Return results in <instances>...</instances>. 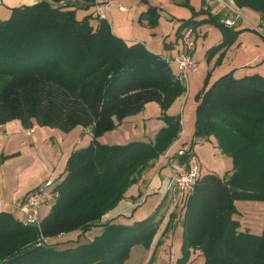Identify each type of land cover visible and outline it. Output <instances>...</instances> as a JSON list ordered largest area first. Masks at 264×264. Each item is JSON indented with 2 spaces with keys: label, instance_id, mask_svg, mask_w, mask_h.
<instances>
[{
  "label": "trees",
  "instance_id": "obj_1",
  "mask_svg": "<svg viewBox=\"0 0 264 264\" xmlns=\"http://www.w3.org/2000/svg\"><path fill=\"white\" fill-rule=\"evenodd\" d=\"M82 1L85 8L95 2ZM233 2L264 18V0ZM184 5L189 6L187 0ZM76 8L40 0L12 7L10 16L0 20V124L18 119L30 128L35 121L63 132L80 125L92 137L69 154L64 175L55 183L58 196L39 228L0 210V264H127L135 246L150 249L164 216L166 196L147 217L131 224L100 221L177 137L180 116L165 115V110L186 86L163 56L143 42L127 43L105 17L92 12L77 18ZM199 13L205 11H194V16ZM143 15L149 24L156 23L155 7ZM206 22L221 30V41L206 52L209 59L220 51L217 65L244 29L235 30L207 13L200 20L183 19L176 34ZM197 98L193 139L213 136L232 168L223 176L201 174L184 195L177 210L182 234L176 264H186L191 250L200 251L203 264H264V223L254 233L236 217L238 200L264 204V76L235 77L228 71L205 85ZM152 100L161 106L165 121L153 141H97ZM188 157V152L179 156L182 162ZM177 214L170 213L160 237ZM93 226H101L100 232L79 242V235ZM75 231L79 234L71 244L46 243ZM162 242L157 240L147 264H154Z\"/></svg>",
  "mask_w": 264,
  "mask_h": 264
},
{
  "label": "crops",
  "instance_id": "obj_2",
  "mask_svg": "<svg viewBox=\"0 0 264 264\" xmlns=\"http://www.w3.org/2000/svg\"><path fill=\"white\" fill-rule=\"evenodd\" d=\"M38 1L40 0H0V20L7 19L10 16L12 7L19 5H30ZM168 1L181 2L182 0H168ZM49 2L53 3V1L51 0H49ZM61 2H62L61 4L64 3L75 4L77 7H84L86 5V3L82 0H67ZM106 3L111 4L109 9L114 7L113 5L114 2L112 0H95V2L92 4L95 10H93L92 8L90 11L82 14L79 17L76 15V17L81 18L84 15L90 14L92 12L94 15H96L97 14L96 7L101 6L102 4L105 5ZM187 3L189 4V6L187 7H191L190 9L192 10V14H190L191 17L193 16L196 20H200L206 17L207 13H210L212 15H218L222 21H224L225 19L232 20L234 23L231 26L234 27L235 30L244 29L242 32L239 33L236 41L225 50V55L220 64L222 66L221 67L219 66L220 68L218 67L216 70L215 68H212L220 51L215 52L213 55L209 57V59L206 58L207 60H209L208 68H212V72H211L212 76L209 79L211 80V82L215 81L219 76H221L218 74L220 73L225 74L228 71H232L235 77H242L244 75H251L255 73L264 76V18H261L259 13H256L253 10L255 12V14H253L249 11L252 9H249L247 7H241V8L238 7L235 5L233 0H187ZM119 6L123 7V9H118L119 11L125 12L127 10L125 6L121 4ZM242 10H246V11L242 12ZM194 11H198V12L205 11V13L203 14L199 13L196 16H194ZM76 12L77 10H75V14ZM173 13L175 12H172L170 16L174 15ZM189 17L190 16L186 18ZM253 18L255 19L254 21L252 20ZM177 19H183V18L179 17ZM92 21L94 20L92 19ZM168 21L169 24H171L170 31L173 30L174 31L173 34H175L176 30H174L173 27V18L170 17ZM244 21L247 22L249 21V23H253V24L252 26L245 25ZM256 21H259V24H256L258 26H256L255 28L254 24L256 23ZM162 24L164 23H161V18H159V26L162 27ZM203 25L204 24H199L197 28L194 29L195 46H193L192 48V57H194L198 38L206 35L205 31L204 33L202 32ZM243 26L246 27L243 28ZM250 27H252L257 31V35L255 33H253L254 35L248 33L250 31L249 30ZM170 31H166L165 33H163L162 39L164 40V42L167 41V43H171V45L168 46L167 44L168 46L167 49L164 48L161 52L153 49L152 47L148 48L145 45L144 40L127 39L124 37L122 38L125 39L127 43H133L136 41L143 42L144 45L150 51L160 54L161 56L162 55L164 56L166 55V53L170 54L171 51H173V49L176 50L174 43L176 36L170 38ZM217 33H218L217 36L214 38V40L211 41L209 47L216 45L221 41L222 35L220 34V32ZM245 36L251 39L250 41L251 43H248V41L245 40L246 38ZM247 50H251L250 56L248 55L246 58H243L247 54L245 52ZM239 56L242 57L241 60L239 59ZM204 57H206V54ZM226 58L228 60H226ZM176 71L178 74V69H176ZM215 75L218 76L214 78ZM184 79H183V83H184ZM129 117L131 116H128L126 118ZM126 118L124 119V121L126 120ZM161 127H159V129ZM103 135L97 138L98 142L106 143V140L102 139ZM40 137H43L44 139L43 141L46 142L50 147L52 146L56 147L55 149L56 154L53 161L39 154L35 140H37ZM13 139H17V140L23 139L25 140L26 144L29 146L28 149L29 151H31L30 152L31 154L29 153L27 155L26 164H20L21 160L25 159L23 157V153L20 150L18 151H14V149L5 150L6 146ZM205 139L210 140L211 143L213 144V153L215 155L221 158L223 156H226L222 154L220 150L217 148L216 140L213 136H210L208 138H200V139L198 138L192 140H195V143H198L205 141ZM90 140H91L90 129L85 127H80V125L75 126L69 132H63L57 127L39 126L38 124H36L35 121L30 128H24L20 120L18 119H13L4 124H0V166L3 167L7 163H11L14 165L10 171V173H12L11 179L7 177L8 173L5 172L4 170L0 172V180H1L0 199L3 200L0 209L2 211H7L13 214L12 210L13 211L14 210L17 211V210L13 207L12 203L15 202L17 199L21 198L22 196H24L28 191L36 188L38 185L42 183V181L46 179H52L54 180V183H56L64 175L66 158H68V155L71 153V151L79 147L86 146L90 142ZM133 140H143V139L134 138ZM175 142L176 141H173L170 144V146L157 159H155L148 168H146L143 171L139 179L126 190L122 200L113 209H111L110 211H108L106 214L103 215V217L100 220L101 222L111 221L115 223L131 224L134 221L141 220L147 217L154 210V208L160 203L161 199L164 196H166V201L164 203V206L162 207V211H164L163 212L164 216L161 222L162 225L160 224L161 228L159 227L160 230L158 229L159 230L158 237H156L154 242L152 241V244L153 243L156 244L157 240L161 235L162 229L167 219L169 218L170 213L171 212L175 213L176 211L175 209L177 203L175 200L176 197L175 194L176 192L178 194L177 189L170 186L165 191H163L162 189L166 181L168 180V176L171 177L175 173V165L182 164L185 162V161L184 162L180 161V158L179 156H177L176 152L175 153L171 152L172 146L175 144ZM191 150L195 153L194 147H192ZM224 158L227 159L226 157ZM231 168L228 169L226 173L230 171ZM201 172L202 174H204L202 170ZM209 172H213V171L209 170L206 171L205 173H209ZM147 195L150 196L148 197ZM147 200H150V203L148 205H144L147 202ZM52 203L53 202L45 203L40 206L39 210L42 218L49 212ZM178 215L179 213L175 216L174 222L180 224L179 222L180 217ZM97 228L98 231L100 232L101 226H97ZM78 234L79 232L75 231L61 235L58 238L67 237L68 235L77 236ZM168 235L169 234H167L166 236L168 237ZM166 236H164L163 242L162 244H160V247L162 248H166L165 246L166 243L165 240L167 239ZM162 251L163 249L161 250V252ZM195 251H197L201 255L199 250H195ZM201 264H203V256H202Z\"/></svg>",
  "mask_w": 264,
  "mask_h": 264
},
{
  "label": "rangeland",
  "instance_id": "obj_3",
  "mask_svg": "<svg viewBox=\"0 0 264 264\" xmlns=\"http://www.w3.org/2000/svg\"><path fill=\"white\" fill-rule=\"evenodd\" d=\"M112 1L114 2L113 3L114 7L111 9H109L110 7L106 8L105 5L103 4L101 5L102 11L106 15V20L108 21L112 32L118 36L127 39L144 40V43L148 48L152 47L153 49L159 52H161L164 48L167 49V47L171 45V43H167V41L164 42L162 37H163V33H165L166 31H170L171 24H169L168 19L172 17L173 27L174 30L176 31L175 34H173L174 33L173 30L170 31V38L176 36L174 42L176 50L173 49V51H171L170 54L166 53V55H164L165 57L163 55L162 56L165 59L167 57L171 58L174 54H176L177 50L181 46V34L183 33L186 27H182L180 29L178 33L179 35L176 34L177 29L180 27L181 21L188 16L191 17L190 14H192V10L190 9V7L184 5V0H182L181 2L168 1V0H112ZM61 3H62L61 1L60 2L53 1V3L50 4L53 6H57ZM120 4L126 7L127 10L125 12H121L118 10ZM150 6L155 7L157 12V21L152 25L149 24L148 19L145 18L144 15L141 16V13L146 11ZM92 8L93 10H95L93 5H90L87 8L78 7L76 9L77 10L76 15L79 17L82 14L90 11ZM243 11L246 10H242V12ZM249 11L253 14H255L256 12V11L254 12L253 10H249ZM172 12H175L173 13L175 16L174 15L170 16ZM179 17H182L183 19H177ZM159 18H161V23H164L162 24V27L159 26ZM252 20L254 21L255 19L253 18ZM244 24L252 26L253 23H249V21L248 22L244 21ZM256 24H259V21H256V23L254 24L255 28L256 26H258ZM244 27L246 26H243V28ZM249 29L250 31L248 33H250L251 35H254L253 33H255L257 35V32H253L254 29L252 27H250ZM204 31L206 32V35L199 37L196 43L195 53L193 57L195 61V66L193 69L187 70L185 74L184 83L186 85V90L177 99H175L172 102V104L168 106V108L165 110V115H178L180 116V121H181V130L174 140L176 142L172 146L171 152L175 153L180 148L192 149V147H194L195 153L193 151L192 152L201 170L204 173L206 171L211 170L214 173L218 174L219 176H223L226 173V171L232 167L231 158L230 157L228 158V156H223L221 158L215 155L213 153V144L211 143L210 140L205 139V141L202 142L192 143L193 132H194V121L196 117L195 110L198 101L197 98L198 94L204 88L205 85L206 87H209V85H211L212 82L209 79L212 76L211 73L212 68H215L216 70L219 66L220 67L222 66L220 65L221 63L217 65H215L214 63L212 68H208L209 60H207L206 57H204L207 50L209 49L210 46L209 44L217 36L218 34L217 32H220L221 34V30L213 23L206 22L202 26V32L204 33ZM245 37H246L245 40H247L248 43H251L250 42L251 39L247 38V36ZM192 40L193 41L195 40L194 36ZM193 46H195V44ZM245 52L247 54L243 58H246L248 55L250 56L251 50H247ZM239 59L241 60L242 57L239 56ZM226 60L228 59L226 58ZM170 63L171 64L169 65L172 71L175 74H177L176 64L173 62ZM222 74L223 73H220L218 75H222ZM218 75H215L214 78H216ZM129 116L131 117L129 118H126L128 116L124 117L122 120L117 122L116 126L113 129L105 132L102 139L106 140L107 144L124 143L129 140H133L134 138L143 139L142 141H146V140L153 141L159 127L165 124L164 116L162 115L161 106L157 101L154 100L146 102L140 111ZM125 118L126 120L124 121ZM43 140H44L43 137H40L37 140H35V143L38 148V152L43 157L53 161L56 154L55 152L56 147L54 146L50 147ZM28 148L29 146L26 144L25 140L13 139L6 146L5 150H12V149H14V151L20 150L23 153V157L25 158L21 160L20 164H26L27 163L26 157L31 152L29 151ZM224 157H226L228 160L225 159ZM13 166L14 165L11 163H7L3 167L0 166V172L4 170L5 172L8 173L7 177L11 179L12 173H10V171L13 168ZM170 179L171 177L168 176V180L166 181L165 185L162 188L163 191H165L169 187ZM44 181H42V183ZM175 195H176L175 198H177L179 194H177L176 192ZM147 196L149 197L150 195ZM51 202H53V200H51L50 203ZM149 203L150 200H147V202L144 205H148ZM236 207L238 209L236 217L240 219L243 227H246L248 230L255 233L257 232L259 233L262 231L263 223H264V204L262 202L251 201V200H238L236 201ZM178 209H179V204L177 203L175 210L177 211ZM17 211L12 210L13 213L12 215L22 220L23 213L20 212L19 210ZM176 211L175 213L177 214ZM168 220L169 218L167 219L162 229V232ZM159 227L161 228V226ZM160 228L158 229L160 230ZM158 231L153 239V242L155 241L156 237H158L159 234ZM98 233L99 231L97 226H93L90 230L86 231L84 234L79 235L80 236L79 242L87 241L93 238ZM167 234H169L168 237L166 236ZM181 234H182L181 225L179 223L174 222L173 219L172 227L169 229V231H167L164 234V236L167 237V239L165 240L166 248H162L160 247V245L159 247H157L154 258V264H176V260L181 255ZM164 236L159 237V239L163 241ZM77 237L78 236L68 235L67 237L56 238V240L53 241L49 239L47 240L46 243L49 245L62 247L65 246L66 243L71 244L70 242H74L75 239H77ZM154 246L155 243L151 245L149 250H144L140 246H135L132 249L130 258L127 260V264H147V261L151 256ZM162 249L164 252L163 251L161 252ZM201 263H202V256L197 251L191 250L186 264H201Z\"/></svg>",
  "mask_w": 264,
  "mask_h": 264
},
{
  "label": "built area",
  "instance_id": "obj_4",
  "mask_svg": "<svg viewBox=\"0 0 264 264\" xmlns=\"http://www.w3.org/2000/svg\"><path fill=\"white\" fill-rule=\"evenodd\" d=\"M110 6V3L105 4L106 8H109ZM119 9H123V7L119 6ZM96 11L101 18L105 17L101 6H97ZM223 22L228 26H231L234 23L230 19H225ZM193 36L194 29L186 27L181 34V46L176 54L171 58H165L168 63L173 62L176 64L178 69L177 75L181 79L185 78L187 70L193 69L195 66V61L192 57V48L194 45V41L192 40ZM187 152L189 153L187 161L175 165V173L171 176L169 184L170 187H174L178 191L179 195L175 200L179 205L181 204L184 195L192 190L195 182L202 174L191 149L180 148L176 153L178 156H182ZM57 196L58 191L55 189L54 180L46 179L36 188L28 191L24 196L13 202L12 205L15 209L23 213L21 221L24 224L39 228L42 219L39 210L40 206L45 203H50V201L54 200ZM2 201L3 200L0 199V206Z\"/></svg>",
  "mask_w": 264,
  "mask_h": 264
}]
</instances>
